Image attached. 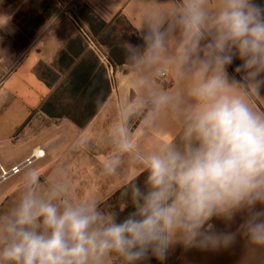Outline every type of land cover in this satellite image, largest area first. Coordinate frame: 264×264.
Instances as JSON below:
<instances>
[{
    "label": "clouds",
    "instance_id": "9594fccd",
    "mask_svg": "<svg viewBox=\"0 0 264 264\" xmlns=\"http://www.w3.org/2000/svg\"><path fill=\"white\" fill-rule=\"evenodd\" d=\"M126 52L132 64L187 83L190 104L160 92L149 113L179 115L182 146L169 139L142 157L144 187L132 186L123 218L25 173L0 214V264H107L113 254L164 264L178 245L220 252L238 243L241 264H264V110L253 99L264 98V0H175L145 15ZM114 135L120 151L134 147L125 123Z\"/></svg>",
    "mask_w": 264,
    "mask_h": 264
},
{
    "label": "crops",
    "instance_id": "0c3cea01",
    "mask_svg": "<svg viewBox=\"0 0 264 264\" xmlns=\"http://www.w3.org/2000/svg\"><path fill=\"white\" fill-rule=\"evenodd\" d=\"M0 0V154L15 153L11 168L23 163L37 151L38 160L56 164L47 175H40L45 188L53 184L66 187V196L74 201L95 200L99 207L118 190L145 171L142 157L171 139L182 146V118L171 109L150 118L152 99L160 92L181 93L182 106L191 103L186 96L187 83L170 72L161 79L156 68L137 65L108 67L110 95L84 128L68 119L53 120L40 111L51 89L38 76L40 63L51 65L64 47L54 18L34 39L29 38L15 22L16 11L2 7ZM65 5H87L106 22L124 16L138 32L145 15L166 11L175 0H65ZM90 47L96 49L93 43ZM108 65L105 48L98 50ZM254 107L264 110V98H253ZM127 116V120L124 117ZM125 123L134 147L120 151L114 135L116 127ZM60 151V152H59ZM59 152V154H58ZM119 159L114 171L106 163ZM4 166L0 163V170ZM10 168V169H11ZM5 169V168H4ZM1 176V175H0ZM8 180V179H7ZM217 227L224 229L219 221ZM241 245L228 251L202 252L176 246L164 264H241ZM111 260V258H109ZM110 264V262H109ZM247 264H253L248 261Z\"/></svg>",
    "mask_w": 264,
    "mask_h": 264
},
{
    "label": "trees",
    "instance_id": "16d2710c",
    "mask_svg": "<svg viewBox=\"0 0 264 264\" xmlns=\"http://www.w3.org/2000/svg\"><path fill=\"white\" fill-rule=\"evenodd\" d=\"M28 13L35 14L34 27L22 21L20 15L15 22L31 39L40 34L46 22L59 17L60 7L56 0H25ZM5 0V4H11ZM27 18V14L23 15ZM71 21L76 30L62 34L64 47L51 65L40 63L36 68L38 76L51 89L49 97L42 103L40 111L53 120L68 119L80 128L86 127L107 101L111 92L108 67L132 65L127 59L126 45L122 42L124 33L137 32L124 16H118L111 22L100 18L87 5H81L77 11H71ZM26 22V23H25ZM131 38L132 41L134 39ZM93 43L96 49L90 47ZM101 48L106 49L104 54ZM100 50L108 60L102 61ZM147 171L142 172L128 185L118 190L103 203L107 213H116L123 218L132 210L131 190L133 185L144 187ZM119 256L110 258L116 264ZM151 264H158L153 259Z\"/></svg>",
    "mask_w": 264,
    "mask_h": 264
},
{
    "label": "rangeland",
    "instance_id": "374dc122",
    "mask_svg": "<svg viewBox=\"0 0 264 264\" xmlns=\"http://www.w3.org/2000/svg\"><path fill=\"white\" fill-rule=\"evenodd\" d=\"M60 7V13H59V19L56 21L55 26L58 27L61 34L64 35V33H72L76 30L75 26L73 25V22L70 18L71 11H77L79 6H73V5H65V0H56ZM25 0H11V4H5V0L2 1V7H11L16 11V16L20 15V19L24 21V19H27L26 22L30 25L31 28L34 27V19L35 14L28 13L25 6ZM27 14V18H24L23 15ZM56 18V17H55ZM25 22V23H26ZM48 22H46L43 29L46 27ZM42 29V30H43ZM131 38H133V33H124V36L121 38L122 42L127 46V44L132 41ZM134 39V38H133ZM60 152V151H59ZM58 152V154H59ZM46 160H35V162L31 165L26 166L23 168V170L12 177H10L8 180L0 182V214L6 212L16 201L19 190L22 182V177L25 173L29 171H38L40 175H47L52 169L57 166L56 164H51L47 162ZM16 161L15 153H10L7 155V158H3L0 154V163L4 166L5 169L9 170L11 167V164H13ZM1 175V170H0ZM101 210H103L105 213H107L104 208L103 204L101 205ZM112 264V260H108L107 264ZM116 264H123L122 259L118 257L116 259Z\"/></svg>",
    "mask_w": 264,
    "mask_h": 264
},
{
    "label": "built area",
    "instance_id": "2783aa9c",
    "mask_svg": "<svg viewBox=\"0 0 264 264\" xmlns=\"http://www.w3.org/2000/svg\"><path fill=\"white\" fill-rule=\"evenodd\" d=\"M166 77H167V74L160 75L161 79H166ZM39 155L40 153H33V155L29 157L28 159H26L23 163L16 165L9 170L1 168L0 182L6 181L10 177L19 174L23 170V168H25L28 165L33 164L35 160L39 159L40 158Z\"/></svg>",
    "mask_w": 264,
    "mask_h": 264
},
{
    "label": "bare ground",
    "instance_id": "6f19581e",
    "mask_svg": "<svg viewBox=\"0 0 264 264\" xmlns=\"http://www.w3.org/2000/svg\"><path fill=\"white\" fill-rule=\"evenodd\" d=\"M36 153H40L41 156L39 155V157H43L45 152L44 151H37Z\"/></svg>",
    "mask_w": 264,
    "mask_h": 264
}]
</instances>
